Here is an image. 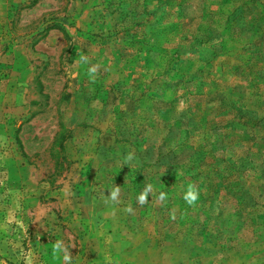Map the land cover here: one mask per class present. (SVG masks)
<instances>
[{
  "label": "rangeland",
  "instance_id": "obj_1",
  "mask_svg": "<svg viewBox=\"0 0 264 264\" xmlns=\"http://www.w3.org/2000/svg\"><path fill=\"white\" fill-rule=\"evenodd\" d=\"M174 1L0 0V264H264V0Z\"/></svg>",
  "mask_w": 264,
  "mask_h": 264
},
{
  "label": "trees",
  "instance_id": "obj_2",
  "mask_svg": "<svg viewBox=\"0 0 264 264\" xmlns=\"http://www.w3.org/2000/svg\"><path fill=\"white\" fill-rule=\"evenodd\" d=\"M190 0H180V1H174V5L176 8L178 9H183L184 6H186L188 4ZM171 1H165L164 2V7L166 8V13L168 14H173V11H169V9L171 7H169V3ZM169 7V8H168ZM183 13V11H182ZM186 13V12H185ZM184 13V14H185ZM179 18V17H178ZM180 19V18H179ZM176 26H172L170 27L169 29V33H168V38H167V41L168 43H173L174 40L176 39V37L178 36H181L182 32H183V29L180 27V24L179 23H176L175 24ZM207 43L206 41H196V38H194L193 40H189V39H183V37L180 39V42H179V46L177 47V49H172V51H169V50H164V57H161L160 56V59H159V69L157 70V74L159 76H162V75H165V74H170L176 63H175V59L180 57V54L182 52V46H188L190 45L191 48H193V50H199L202 57L207 55L208 54V51L209 50H206L204 49L203 46H205ZM151 49L153 48L152 46L150 47ZM150 48L148 49L149 53L151 54L152 52L156 51L154 48H153V51H150ZM174 53V55H173ZM213 57H207L205 62L208 63L212 60ZM203 61V60H202ZM204 62V61H203ZM204 62V63H205ZM207 65V64H206ZM182 70L181 69H178V71H176V75L178 76H181L182 79H184L186 76L185 74L182 75L180 72ZM179 85V86H178ZM158 86L160 87H169L170 86V83H168V85H166L164 83V81H162L161 84H159ZM176 87H180V84L178 83L176 85ZM181 137L184 135L185 139H183V137L180 139L179 143L180 142H184L186 140H188V133H185L184 130H182V133H181ZM202 144L199 145V149H197L193 156L191 157L190 161L192 162V165H193V168H191V171L192 173H196V178L192 177L194 180H196L195 182H198V185L199 184H203V182H201L199 179L200 177L202 178L203 174L201 173V170L202 169H207L208 170V173L212 174L211 177H205L206 180H213V177L215 175L218 176V181L216 182V185L214 186L217 190H220L221 187L224 185L223 183V177H222V171L223 169L221 168L220 164L217 165V163L220 162V158L217 159L218 161L216 162V157L215 155H217V151H211L210 152V155L209 153H207V145L206 144ZM215 157V158H214ZM186 168H188V166L186 165ZM210 169V170H209ZM198 171V172H197ZM224 172V171H223ZM219 193V191H218Z\"/></svg>",
  "mask_w": 264,
  "mask_h": 264
},
{
  "label": "crops",
  "instance_id": "obj_3",
  "mask_svg": "<svg viewBox=\"0 0 264 264\" xmlns=\"http://www.w3.org/2000/svg\"><path fill=\"white\" fill-rule=\"evenodd\" d=\"M114 260H117V258H116V259H114ZM129 264H131V263H129ZM139 264H147V263H139Z\"/></svg>",
  "mask_w": 264,
  "mask_h": 264
}]
</instances>
